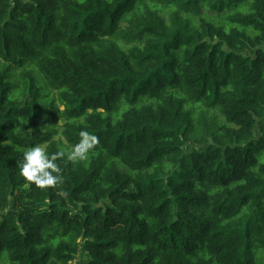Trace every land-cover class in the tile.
Here are the masks:
<instances>
[{
  "label": "trees",
  "instance_id": "trees-1",
  "mask_svg": "<svg viewBox=\"0 0 264 264\" xmlns=\"http://www.w3.org/2000/svg\"><path fill=\"white\" fill-rule=\"evenodd\" d=\"M0 264H264V0H0Z\"/></svg>",
  "mask_w": 264,
  "mask_h": 264
},
{
  "label": "clouds",
  "instance_id": "clouds-1",
  "mask_svg": "<svg viewBox=\"0 0 264 264\" xmlns=\"http://www.w3.org/2000/svg\"><path fill=\"white\" fill-rule=\"evenodd\" d=\"M80 137L79 143L67 154L70 160L85 159L88 151L99 143L98 137L86 130L81 131ZM65 154L63 150L49 154L40 145L32 146L23 153V160L19 164L20 175L38 188L54 187L61 182L60 169L55 161Z\"/></svg>",
  "mask_w": 264,
  "mask_h": 264
},
{
  "label": "rangeland",
  "instance_id": "rangeland-1",
  "mask_svg": "<svg viewBox=\"0 0 264 264\" xmlns=\"http://www.w3.org/2000/svg\"><path fill=\"white\" fill-rule=\"evenodd\" d=\"M17 80L20 81V77L18 76L17 77ZM15 83V88L12 90V98H16V99H20L22 96L21 94L19 93V90H17L16 86H18V83H16V81H14ZM23 85V83H22ZM21 85V86H22ZM43 95H46L47 93L45 92L44 90V87L42 88V92H41ZM49 100V98H47L45 101L47 102Z\"/></svg>",
  "mask_w": 264,
  "mask_h": 264
}]
</instances>
